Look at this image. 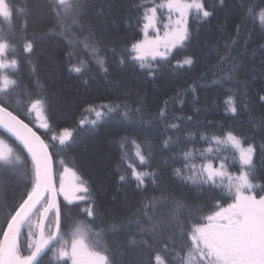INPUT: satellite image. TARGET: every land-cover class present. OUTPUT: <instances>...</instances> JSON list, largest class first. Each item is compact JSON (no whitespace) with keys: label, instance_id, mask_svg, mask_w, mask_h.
I'll return each mask as SVG.
<instances>
[{"label":"snow or ice","instance_id":"obj_1","mask_svg":"<svg viewBox=\"0 0 264 264\" xmlns=\"http://www.w3.org/2000/svg\"><path fill=\"white\" fill-rule=\"evenodd\" d=\"M217 4L224 8L226 0H134L131 12L144 38L111 52L119 66L142 71L151 81L165 70L174 76L193 71L197 57L189 52L194 38L190 20L209 22ZM90 7L88 0H0V208L5 210L0 264H264V184L256 183L264 179V138L257 143L255 137L222 124L219 132H189L183 147L179 137H167L160 147L169 155L157 160L147 136L133 132L121 137L122 164L127 163V146L134 148L139 167L127 164L119 182L134 184L143 194L135 205H127L123 217L112 209L105 219L93 184L63 160L62 171H56L57 150L70 149L78 130L94 131L114 117L130 127L144 122L138 99L135 108L126 100L89 103L76 128L60 127L52 119L50 97L36 91L37 49L50 35L64 41L69 74L85 84L94 71L109 74L107 50L89 18ZM241 8L236 38L220 57L223 63L233 62L212 83L225 89V116L238 117L243 111L264 128V114L255 116L248 81L239 79L241 67L229 55L242 37L246 46L252 31L264 39V0H244ZM69 19L76 32L70 31ZM197 88L192 84L164 101L156 116L166 130H181L180 124L168 122L170 101L182 104L187 92L198 101ZM257 102L264 106V95H258ZM200 112L194 107L192 115L173 119L194 123ZM30 116L34 119L25 122ZM197 142L208 147L197 148ZM226 151L230 155H224ZM236 164L238 174L229 171ZM69 174L74 179L66 181ZM186 188L197 194L219 189L222 195L193 204ZM94 226L102 231H94ZM102 233H123L124 240L102 244ZM92 238L94 242H87Z\"/></svg>","mask_w":264,"mask_h":264},{"label":"trees","instance_id":"obj_2","mask_svg":"<svg viewBox=\"0 0 264 264\" xmlns=\"http://www.w3.org/2000/svg\"><path fill=\"white\" fill-rule=\"evenodd\" d=\"M91 7L89 18L97 29V35L103 41V46L107 50L108 62L111 65L108 75L99 71L88 78L85 84L75 74H69L65 61L64 41L55 35H50L39 43L37 49V63L39 65L38 88L51 99L52 119L60 127L76 128L77 121L81 118V113L87 105H101L110 102L120 103L126 100L130 107H139L136 103L138 99L142 101L143 124H136L130 127L114 117L111 121L102 123L94 131L90 128L78 130L74 133L75 143L70 149H58L59 155L55 157L56 167L61 160L65 166L75 170L80 176L89 180L94 186L95 198L100 208L106 213L105 219L110 218L112 209L123 217L127 214V205H135L143 195L135 190L134 184L121 186L119 176L124 172L127 164L138 162L134 156V148L126 146L127 163L122 164L120 139L129 136L133 132L141 136H147L154 145L157 160L161 156L169 155L160 147L162 140L177 137L181 140V147L185 146L189 132H219V125L227 124L242 131L249 137H255L259 143L264 138V128L258 127L246 112H241L238 117L225 116L222 101L225 99V89L212 81L218 80L220 73L226 71L233 62L229 59L227 63L220 61L221 56L226 54V45L235 39V28L241 21L243 15L241 5L244 0H226V7L221 8L216 5L215 16L207 23L190 20L193 28L194 38L189 47V52L197 57V64L193 71L182 73L179 76L172 75L165 70L155 81L145 79L142 71L133 69L131 66L121 67L113 56L111 49L120 51L128 43L139 40L142 33L135 27V18L131 12L134 0H88ZM216 3V0H210ZM103 9V12L100 10ZM67 24L71 32H76L75 25L69 19ZM48 25H43L46 28ZM251 31V26H248ZM163 31V30H161ZM71 39L72 36L70 35ZM232 45L229 55L235 58V62L240 65L238 73L239 79L248 81V99L252 101L255 116L264 114V106L257 102L258 95H264V39L260 38V33L252 31V35L246 37ZM196 84L198 101L194 102L191 92H187L178 101H170L168 105L169 123H178L181 130H166L165 123L160 120L156 113L163 106L165 100L177 96L182 89H187L190 85ZM232 87L231 84L227 85ZM20 107L23 108V97H20ZM200 108L201 112L194 118V123L176 120L173 117H184L192 115L193 109ZM23 118V117H22ZM89 119L93 117H88ZM34 119L30 116L25 122ZM134 120L138 119L133 117ZM44 130H41L43 134ZM192 147V144H188ZM197 148H206L207 144L197 142ZM224 155H230L224 152ZM239 165L230 166L229 171L238 174ZM172 187H176V182H170ZM256 183L264 184V179L257 180ZM192 198V203L211 202V197L222 195L217 189L214 192H203L197 194L195 189H184ZM115 197V200H113ZM228 202H231L230 197ZM4 209L0 208V221ZM83 219V217H77ZM99 223V222H98ZM94 231H102L94 226ZM101 243L112 244L122 243L123 233L112 236H104ZM87 242H94V238ZM70 264V262H69Z\"/></svg>","mask_w":264,"mask_h":264},{"label":"rangeland","instance_id":"obj_3","mask_svg":"<svg viewBox=\"0 0 264 264\" xmlns=\"http://www.w3.org/2000/svg\"><path fill=\"white\" fill-rule=\"evenodd\" d=\"M160 35L162 36L163 35V31H161V33H160ZM152 37V33L151 32H149V38H151ZM144 38V36H143V34H142V37L140 38V39H143ZM139 39V40H140ZM37 124L39 123V121L38 120H36L35 121ZM56 171L59 173V172H61L62 171V169H61V167H60V163H58V168L56 167ZM74 178L71 176V174H69V176H67L66 177V181H70V180H73ZM68 237H65V239H67Z\"/></svg>","mask_w":264,"mask_h":264},{"label":"water","instance_id":"obj_4","mask_svg":"<svg viewBox=\"0 0 264 264\" xmlns=\"http://www.w3.org/2000/svg\"><path fill=\"white\" fill-rule=\"evenodd\" d=\"M31 126V125H30Z\"/></svg>","mask_w":264,"mask_h":264}]
</instances>
